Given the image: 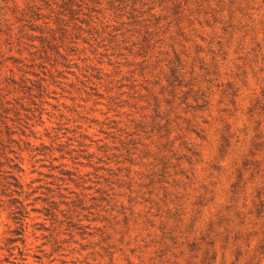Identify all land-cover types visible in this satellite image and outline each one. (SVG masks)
Instances as JSON below:
<instances>
[{
	"label": "rangeland",
	"instance_id": "obj_1",
	"mask_svg": "<svg viewBox=\"0 0 264 264\" xmlns=\"http://www.w3.org/2000/svg\"><path fill=\"white\" fill-rule=\"evenodd\" d=\"M0 264H264V0H0Z\"/></svg>",
	"mask_w": 264,
	"mask_h": 264
}]
</instances>
